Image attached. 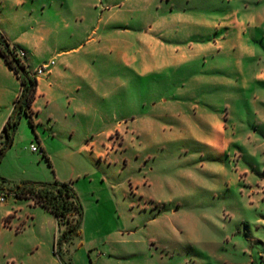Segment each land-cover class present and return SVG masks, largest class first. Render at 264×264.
Instances as JSON below:
<instances>
[{
  "label": "rangeland",
  "instance_id": "obj_1",
  "mask_svg": "<svg viewBox=\"0 0 264 264\" xmlns=\"http://www.w3.org/2000/svg\"><path fill=\"white\" fill-rule=\"evenodd\" d=\"M0 32L62 74L0 187L65 181L82 208L57 256L64 225L9 192L0 264H264V0H0Z\"/></svg>",
  "mask_w": 264,
  "mask_h": 264
},
{
  "label": "trees",
  "instance_id": "obj_2",
  "mask_svg": "<svg viewBox=\"0 0 264 264\" xmlns=\"http://www.w3.org/2000/svg\"><path fill=\"white\" fill-rule=\"evenodd\" d=\"M0 56L6 66L15 74L20 84V91L13 100L11 112L0 130L1 157L4 150L11 144L12 134L22 115L26 117L31 127L34 125V111L31 104L35 97L37 80L33 74L28 72L24 60L17 57L15 46L9 44L2 32H0ZM41 156L50 166V161L43 151H41ZM0 181L4 182V179L0 177ZM0 190L5 195L12 192L16 197L30 199L34 204H38L49 211L54 216L57 225H64L53 248V252L57 256H59L60 242H66L80 232L82 208L70 183L65 181H27L17 185L14 190L1 187Z\"/></svg>",
  "mask_w": 264,
  "mask_h": 264
},
{
  "label": "crops",
  "instance_id": "obj_3",
  "mask_svg": "<svg viewBox=\"0 0 264 264\" xmlns=\"http://www.w3.org/2000/svg\"><path fill=\"white\" fill-rule=\"evenodd\" d=\"M9 44L15 46L16 50L19 49V50H22L24 52V62H25L27 69H28V67L30 66L29 59L27 57L26 52L22 49L20 44H18L17 41H12V42L9 41ZM59 55L64 56L63 68L66 70V49L59 52ZM50 60H52L53 63L49 66L48 70L45 73L41 74V75H44L46 78H49L47 91H45V90L42 91L40 89L39 82L42 78L39 75L35 76V78L37 80L36 92H35V97H34L32 104H31V108L34 111V114H33L34 121H36L35 115H36L37 109L39 108V106L36 105V102H37L39 95L45 94L47 97H49L51 91H53L52 88L55 85V82L51 81V79L57 80V78H59L62 75L59 68H56L54 59H50ZM48 62L49 61H45L42 64H47ZM33 73H34V71H32L31 74H33ZM16 80L19 83V80L17 79L15 74L6 66V64L4 63L3 59L0 56V104L3 100L8 101L11 99V105H9V107L0 116V130L2 128L3 123L7 119L9 113L11 112L14 98L18 95V93L20 91V84H19L18 89L15 88ZM110 133L111 132H109V134ZM8 212H10L9 209H6L4 214H6Z\"/></svg>",
  "mask_w": 264,
  "mask_h": 264
},
{
  "label": "built area",
  "instance_id": "obj_4",
  "mask_svg": "<svg viewBox=\"0 0 264 264\" xmlns=\"http://www.w3.org/2000/svg\"><path fill=\"white\" fill-rule=\"evenodd\" d=\"M16 55L18 58L22 59V57H24V52L22 50H16ZM53 63L52 60H50L47 64H42L40 66H38L35 70L33 75H41L43 73H45L49 66ZM30 149L32 151H37L38 150V146H36L35 144H31L30 145ZM42 150H40L39 152L41 153ZM5 200V194L3 191L0 190V202H3Z\"/></svg>",
  "mask_w": 264,
  "mask_h": 264
}]
</instances>
